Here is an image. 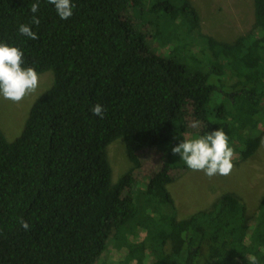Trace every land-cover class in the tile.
I'll list each match as a JSON object with an SVG mask.
<instances>
[{"label":"trees","instance_id":"trees-1","mask_svg":"<svg viewBox=\"0 0 264 264\" xmlns=\"http://www.w3.org/2000/svg\"><path fill=\"white\" fill-rule=\"evenodd\" d=\"M35 2L0 0V43L52 75L20 133L7 141L0 131V264H98L110 242L134 264H250L251 255L264 264V193L251 215L225 192L177 218L168 190L188 170L171 153L184 140L221 128L232 162L259 147L264 0H252V29L232 42L205 34L189 0H72L67 20L47 0L33 14ZM116 141L132 166L113 181L107 147ZM145 152L158 160L142 191L135 171ZM140 229L131 243L126 234Z\"/></svg>","mask_w":264,"mask_h":264},{"label":"rangeland","instance_id":"rangeland-1","mask_svg":"<svg viewBox=\"0 0 264 264\" xmlns=\"http://www.w3.org/2000/svg\"><path fill=\"white\" fill-rule=\"evenodd\" d=\"M196 9L201 30L218 41L232 42L236 37L251 31L254 17L252 0H189ZM237 70L239 63H234ZM40 86L37 92L16 104L0 98V131L7 141L15 138L21 131L28 110L34 99L47 89L52 81L49 72L39 74ZM107 158L112 171L113 181L131 168L124 156L120 141L107 147ZM140 167L135 171L138 188L146 187L148 177L157 169L158 156L151 152L139 156ZM234 168L229 176L208 178L203 172L188 169L176 176L169 184L168 190L175 202L177 218L207 208L214 199L225 192L239 197L249 215L253 214L259 197L264 193V137L255 153L245 161L233 162ZM142 198V196H141ZM148 197L145 202H148ZM149 203V202H148ZM144 235L143 230L126 234L131 243H138ZM126 249L110 242L98 264H134L128 263Z\"/></svg>","mask_w":264,"mask_h":264},{"label":"clouds","instance_id":"clouds-1","mask_svg":"<svg viewBox=\"0 0 264 264\" xmlns=\"http://www.w3.org/2000/svg\"><path fill=\"white\" fill-rule=\"evenodd\" d=\"M47 2L54 6L61 20H67L73 15L72 0H47ZM30 11L33 14L39 11V0L31 4ZM31 24L38 26L40 20L33 15ZM18 32L29 39H38L29 25L21 24ZM23 65L24 54L19 48L0 43V98L19 104L26 97L37 92L40 86L39 74L34 68ZM91 111L102 118L105 109L100 104H96ZM197 123L195 122L193 127H196ZM171 153L178 154L188 169L203 172L208 178L217 175L229 176L234 168L232 158L235 150L229 146V137L221 128L198 138L184 140L172 147ZM19 224L25 231L30 228L23 219L19 220ZM249 262L257 264L256 256L251 255Z\"/></svg>","mask_w":264,"mask_h":264}]
</instances>
